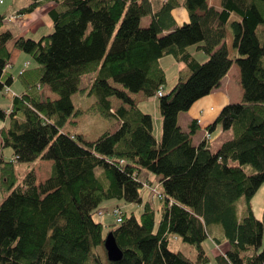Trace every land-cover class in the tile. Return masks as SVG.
<instances>
[{"label":"trees","instance_id":"obj_1","mask_svg":"<svg viewBox=\"0 0 264 264\" xmlns=\"http://www.w3.org/2000/svg\"><path fill=\"white\" fill-rule=\"evenodd\" d=\"M53 1L50 34L14 39L36 65L27 63L19 74L24 90L13 95L10 114L0 107V119L9 118L0 146L14 156L0 158V264H207L211 257L204 242L212 238L219 244L224 236L228 248L216 254L219 264H264V212L260 219L252 205L264 184V0H221V7L167 0L156 13L151 0ZM38 4L33 0L19 14ZM180 5L189 21L176 25L172 10ZM149 15L151 22L142 26ZM234 15L238 19L232 20ZM5 18L0 14V27ZM229 24L234 58L226 41ZM11 40L10 30L0 33V91L13 82L4 72L11 67ZM167 55L181 64L168 90L160 65ZM233 63L240 69L243 96L207 126L211 138L198 146L182 144L173 129L161 145L153 116L133 94L157 98L161 117L171 125L175 110L188 111L220 87ZM92 72L97 76L89 92L96 100L86 112L113 118L120 127L87 141L67 126L78 124L72 96L83 90L82 76ZM46 85L58 99L44 97ZM160 87L165 94L157 97ZM115 101L120 104L114 110ZM218 127L231 136L213 150L209 142ZM190 131H196L193 124ZM39 159L53 161L50 177L38 183L33 167L18 183L17 162ZM146 172L161 177V190L150 185L158 209L142 196ZM109 200L122 203L111 211L117 219L114 211L121 208V221L108 225L123 252L117 261L107 257V225L95 218ZM132 203H143L140 215L124 210ZM214 224L223 229L221 238L211 234ZM170 234L193 245L197 258L169 251Z\"/></svg>","mask_w":264,"mask_h":264},{"label":"crops","instance_id":"obj_2","mask_svg":"<svg viewBox=\"0 0 264 264\" xmlns=\"http://www.w3.org/2000/svg\"><path fill=\"white\" fill-rule=\"evenodd\" d=\"M151 1L153 5V12L156 13L157 11L160 10L163 3L167 0H151ZM179 1L182 3L184 0H179ZM204 1L207 2L211 6L221 7V0H201V2H204ZM32 2L33 0H31V2L27 4L26 7L29 6ZM38 2L39 4L32 12H26L23 14H19V11L21 9L14 7V5L12 6V4L7 10L9 11L11 9L10 15L13 17L11 18L10 16L9 20H11V23L14 27L12 30H10L13 35V40L8 43V48L11 52V60H10L11 67L10 68L6 67L4 71L5 75H11L13 77V82L11 86H9V88L7 87V90L9 91H10V87H12L16 81L20 83L18 77L22 69L24 68L25 64L28 63L29 67H34L36 65V63L34 65H30V61L29 60L26 61L27 55H24L23 51L15 47L14 39L20 36H25V37H30V38L35 39L36 37L45 34V31H47L45 28L50 29L52 26L51 25L52 21L49 18V12L54 8L56 2L53 0H38ZM149 16L151 17L147 19L148 23H150L152 20V15H149ZM172 16H173V19L176 25H182L189 21V12L187 8L183 5H180L179 7L174 8L172 10ZM5 20H7V18H5ZM42 26H45L44 28L45 30L41 29ZM197 54H195L196 57H197ZM234 64L235 63H233L228 73L222 79L220 87L216 88L210 94L204 96L203 98L197 100L188 111L183 112V111H180L179 108H177L175 110L174 119L171 125L168 124V121L166 119H163L161 117L160 113L158 114L159 105L157 104L158 107L156 106L154 114H151V113L150 114L153 116V119H154V133L156 135L158 142L161 145H164L167 139V136L173 129L177 130L182 144H186L188 141H191L193 145L198 146L202 142H204V139L206 137V132H207V126L215 121L216 117L219 115L222 108L228 103L240 101L243 96L244 89L241 83L240 69L239 67L238 69H234L233 67ZM160 65L166 72L167 81H168V74H167L166 67L169 65L176 66L177 71H176L175 77H177L178 71L181 67V64L172 55H167L161 58ZM16 67L18 68V72L15 75L13 70H15ZM23 90H24L23 86L21 85V90L13 95L22 94ZM166 90L168 89L166 88ZM43 94H44V97L50 98L51 100H56L59 98V95L52 92L48 85H46L43 88ZM133 99L135 100L136 103H138V105L141 100H143L144 102H148V103L151 100L158 101L157 98H150V97L145 96L143 92L134 93ZM12 101L13 99H11V102ZM119 104H120L119 101H115V103H113V109L115 110ZM9 108H11V106L8 107L7 109ZM1 121H3V124L0 125V131L4 126L8 125L9 118L7 117L5 120H1ZM191 124H193L194 129H196L194 133L190 131ZM119 127H120V122L116 121L113 128L109 129V131L114 132ZM226 132L223 131L222 128L218 127L216 131L212 133V140L209 142V145H212L213 143H215L223 135H226L227 138L230 137L231 134L226 133ZM221 144H218L216 149H218ZM1 146H0V158L2 157L6 159V155H11V153L13 155L12 149L11 151H8L9 148H1ZM11 159H14V156H12ZM52 164H53V161L51 160H41L36 167L34 166V169L36 170V173H37V181L39 177V170H40V174L42 172L44 175V179L40 182L38 181V183H44L50 177ZM143 177L144 179H146V182H147L145 187L150 188V185L151 184L153 185V182L155 180V175H153L152 173L146 172L144 173ZM157 178L160 180L161 177L157 176ZM1 200H2V197H0V202ZM128 207H130L131 211L134 210L133 206L130 205ZM109 218L111 219L113 217H109ZM171 235L172 234H170V237ZM226 242H227L226 248H228V241L226 240ZM216 247L220 249L221 245L216 244Z\"/></svg>","mask_w":264,"mask_h":264},{"label":"rangeland","instance_id":"obj_3","mask_svg":"<svg viewBox=\"0 0 264 264\" xmlns=\"http://www.w3.org/2000/svg\"><path fill=\"white\" fill-rule=\"evenodd\" d=\"M30 2H31V0H0V12H2L0 14H6V18H7V20H5L3 25L0 27V33L3 31H6V30H12L14 28L12 23H11V20H9L10 16H11L10 15L11 9L9 11H7L8 8L10 7V5L12 4V6L14 5V7L22 9V8L26 7V5L29 4ZM150 17L151 16H146L145 18H143L141 21V25L147 26L149 24L147 22V19H149ZM235 19H238V17L236 15L233 16L232 20H235ZM44 28H45V26L41 27L42 30H45V29L47 30V31H45L44 35L50 34L53 31V26H51L50 29H47V28L44 29ZM41 36H43V35H41ZM41 36H38L35 39L38 40L39 38H41ZM261 40H262V37H261ZM226 41L229 45L231 56L233 58L238 56V52H237L236 48L234 47V34L232 31L231 24L228 25V35H227ZM195 54H197V52H195ZM24 55H27V54L24 53ZM197 57L200 61H204L206 59V55L203 52H198ZM27 60L30 61V65L35 64V61L28 55H27L26 61ZM263 65H264V57H263ZM233 67H234V69H238V65L236 63L234 64ZM166 68H167V74H168V82H167L166 88L169 89L176 83L177 77H175V76H176L177 69H176L175 65H169ZM13 72L16 75L18 72V68L16 67L15 70H13ZM96 76H97L96 72H92V73H89V74L82 76L81 87L83 88V90L75 93L72 96L73 102H74V105H75V108L77 111L76 115H74L72 117V119H74V120L76 119L78 121V124H69L67 126L70 131H72L76 134H82L84 136V139L87 141L97 139L100 136V134H102L103 132H105L109 129H112L114 124L116 123L115 119H113V118L107 119V118H103L102 116H100L98 114L86 112V109L96 100V97L94 95L90 94V92H89L90 85L94 81ZM19 89L21 90V85L18 81H16L15 84L12 87H10L9 92L7 90V87L4 90L0 91V107H2L5 110L8 107H10L11 103H12L11 102L12 96H13V94L19 92L20 91ZM157 104H158L157 100H151V101H149V103L144 102L143 100H141L139 102V105L146 112H149L151 114H154ZM159 113H160V109L158 110V114ZM2 124H3V121H1V119H0V125H2ZM226 133L231 134V131L230 132L227 131ZM228 138L226 135H223L221 138H219L215 143H213L211 145V148L213 150H216L218 144H221L225 139H228ZM8 151H11V148H9ZM12 156H13L12 153H11V155H6V159L10 160ZM40 161L41 160L39 159V160H35L33 162H17V169L19 172L18 183H21L25 174L28 171H30L34 166L36 167ZM232 163L237 164V162H235V161ZM244 168L249 173H252L255 171V168L251 165H244ZM38 170H39V168H38ZM43 179H44V175L42 172L40 174V170H39L38 181L40 182ZM159 183H160L159 179L157 178V175H155V180L153 182L152 188H155L157 186L158 190H161ZM142 196H143L144 201H150L152 203V205L155 207V209L159 208L160 201L157 197V194L151 188L144 187L142 189ZM0 197H2L1 192H0ZM117 203L122 204L118 200H109L107 202H104L100 207V210L102 212H104V214L101 215L98 212L95 214V218L98 221H101L105 225H107L105 227V234H107L108 230L110 229V227H108V225L115 224L117 222L116 217L111 212L113 207L116 206ZM130 205L134 207V212L137 215H140L141 211L143 210V203H132V204L126 205L124 208V210L126 212L131 211L130 207H128ZM252 205H253L255 215L257 217H259L260 219L263 218L264 184L259 188V190L255 194V196L253 197ZM109 217H113V218L110 219ZM159 218H160V216L158 214L157 215V221L159 220ZM209 229H210L211 234L220 236L219 238H221V235H223V229L219 225L214 224V225L210 226ZM224 238H225V236H224ZM219 244L221 245L220 249L216 247L215 241L212 240V238H209L204 242L203 246H204L205 250L207 251V253L209 254V256L211 257L210 262L207 264H219L218 260L216 258V254H218V252H219L218 250L224 252V250L227 246V242L225 239L221 238V242ZM263 246H264V244H263ZM168 250L169 251H181V252L185 253L187 256L191 257L192 259H196L197 254H198L197 250L195 249V247L193 245L184 242L181 239V236L176 235V234L171 235Z\"/></svg>","mask_w":264,"mask_h":264},{"label":"water","instance_id":"obj_4","mask_svg":"<svg viewBox=\"0 0 264 264\" xmlns=\"http://www.w3.org/2000/svg\"><path fill=\"white\" fill-rule=\"evenodd\" d=\"M107 257L110 261H117L122 258L123 252L119 247L113 232H109L104 240Z\"/></svg>","mask_w":264,"mask_h":264},{"label":"built area","instance_id":"obj_5","mask_svg":"<svg viewBox=\"0 0 264 264\" xmlns=\"http://www.w3.org/2000/svg\"><path fill=\"white\" fill-rule=\"evenodd\" d=\"M12 18V17H11ZM8 68V66H6ZM28 67V64H25L24 68L22 69V71L25 70V68ZM165 94V89L163 87H160L156 96L157 97H160V96H163ZM11 112V109H8L7 110V113H10ZM206 138L210 139L211 138V133H209L208 131L206 132ZM115 214H117V221H121L122 219V209L119 208V209H116L114 211Z\"/></svg>","mask_w":264,"mask_h":264},{"label":"clouds","instance_id":"obj_6","mask_svg":"<svg viewBox=\"0 0 264 264\" xmlns=\"http://www.w3.org/2000/svg\"><path fill=\"white\" fill-rule=\"evenodd\" d=\"M6 113H7V110H6ZM8 115L10 114V113H7Z\"/></svg>","mask_w":264,"mask_h":264}]
</instances>
